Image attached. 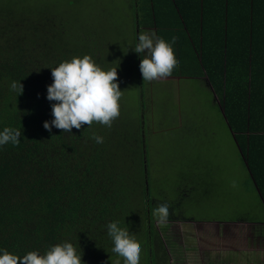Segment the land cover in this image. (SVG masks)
<instances>
[{
    "label": "trees",
    "instance_id": "16d2710c",
    "mask_svg": "<svg viewBox=\"0 0 264 264\" xmlns=\"http://www.w3.org/2000/svg\"><path fill=\"white\" fill-rule=\"evenodd\" d=\"M202 9L196 20L199 43L195 45L202 67L176 68L170 77L208 79L264 202V68L252 67L253 56L246 50L251 47L250 27L242 38L232 37L229 10L227 20L224 13V28L216 35L219 49L210 55L219 61L205 66L203 53L209 37ZM57 18L55 12L30 0H0V131L21 129L18 146H0V250L19 256L29 251L44 254L49 246L71 242L77 252L81 249L83 264H105L117 257L106 225L119 221L137 241L145 240L141 246L154 255L155 243L161 239L154 228L156 201L150 194L140 120L135 127L124 122L119 102L120 115L111 128L93 123L66 133L54 126L51 131L43 127L45 121L51 124L55 103L46 98L47 86L53 82L49 67L90 55L107 70L88 47L84 50L80 42L67 39L63 18ZM13 81L22 84V94L17 96L10 89ZM132 130L138 131L137 138ZM94 133L103 137V143L95 142ZM171 214L172 207L168 221H173Z\"/></svg>",
    "mask_w": 264,
    "mask_h": 264
},
{
    "label": "rangeland",
    "instance_id": "374dc122",
    "mask_svg": "<svg viewBox=\"0 0 264 264\" xmlns=\"http://www.w3.org/2000/svg\"><path fill=\"white\" fill-rule=\"evenodd\" d=\"M30 1L55 12L58 20L62 17L67 39L80 42L84 50L88 47L100 65L107 70L117 67L123 121L134 127L141 122L150 194L156 205L167 203L169 213L172 207L174 214L179 202L174 215L185 217L197 211L213 219H240L253 213L257 201L254 189L215 96L203 79L143 81L141 56L133 50L143 32L141 0ZM132 132L137 138L138 131ZM204 190L206 196H199ZM190 191V201L181 204L182 196ZM154 226L167 240L166 233L170 234L165 224L156 221ZM138 241L145 244L141 238ZM168 250L171 254V246ZM154 255L142 247L139 264H156L159 256ZM162 258V264H167L165 254ZM116 259L120 258L105 264Z\"/></svg>",
    "mask_w": 264,
    "mask_h": 264
},
{
    "label": "crops",
    "instance_id": "0c3cea01",
    "mask_svg": "<svg viewBox=\"0 0 264 264\" xmlns=\"http://www.w3.org/2000/svg\"><path fill=\"white\" fill-rule=\"evenodd\" d=\"M198 1L203 5H198ZM199 7L203 8L200 16L204 19L205 26L207 25L209 37L205 48L208 55L205 51L203 53L205 66L212 67L219 61L210 55L219 49L218 32L224 28V13L226 12L227 20L229 10L232 37L238 35L236 37L242 38L241 35L250 27L251 47L246 50L253 56L252 67L264 68V0H154L152 3L149 0H141L139 8L140 20L143 22L142 31L155 34L157 32L158 36L168 42H171L173 36L177 37L176 43L172 45L178 60L177 68L200 69L202 62L198 54L201 55V52L195 46L199 43L196 29ZM152 9L154 10L151 15ZM184 20L191 35L186 30ZM154 22L156 25H153ZM210 32L213 35H210ZM201 41L200 39V43ZM240 63L238 60V64ZM196 78L203 79L212 92L206 77ZM248 178L257 198L250 216L240 219L225 216L222 217L224 219H213L203 211H197L192 216L185 217L174 215L178 208L173 209V221H167L164 226L170 234L166 233V242L161 232L158 233L161 240L155 243V255L159 256L156 264L163 263L164 254L167 264H264V202L249 174ZM207 193V190H204L199 196L205 197ZM191 194L192 191L182 196L181 204H184L186 199L190 201ZM170 246L171 254L168 250Z\"/></svg>",
    "mask_w": 264,
    "mask_h": 264
},
{
    "label": "clouds",
    "instance_id": "9594fccd",
    "mask_svg": "<svg viewBox=\"0 0 264 264\" xmlns=\"http://www.w3.org/2000/svg\"><path fill=\"white\" fill-rule=\"evenodd\" d=\"M171 42L157 36L154 32H140L138 42L133 50L140 54L139 70L143 81L162 80L170 77L178 66ZM143 54V55H142ZM51 69L52 83L47 86V100L55 101L51 105V124L44 122L43 127L51 131V126L70 133L73 128L79 130L82 125L91 126L99 123L107 128L120 115V100L123 91L117 83V67L108 70L102 69L90 55L72 57L61 61ZM10 89L22 94L23 86L13 81ZM21 129L4 127L0 131V146L20 143ZM96 143H103V137L93 134ZM235 187L236 183L233 182ZM169 205L157 204L152 209V216L157 223L164 225L169 217ZM107 234L111 238V251L120 259L113 264H139L142 246L127 227H120L119 221L109 222L106 225ZM0 264H83L82 251L77 252L71 242H63L49 246L44 254L29 251L23 256L15 255L7 250H0Z\"/></svg>",
    "mask_w": 264,
    "mask_h": 264
}]
</instances>
